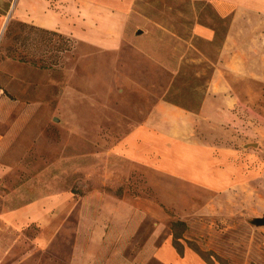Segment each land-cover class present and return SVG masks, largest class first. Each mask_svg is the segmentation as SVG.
Listing matches in <instances>:
<instances>
[{"label":"rangeland","instance_id":"374dc122","mask_svg":"<svg viewBox=\"0 0 264 264\" xmlns=\"http://www.w3.org/2000/svg\"><path fill=\"white\" fill-rule=\"evenodd\" d=\"M125 2L117 50L0 22V264H73L83 221L119 237L136 222L137 247L154 233L210 264H264V13L236 20L227 41L232 16L207 0ZM213 88L223 95L202 110ZM162 100L190 112L185 142L129 148Z\"/></svg>","mask_w":264,"mask_h":264},{"label":"crops","instance_id":"0c3cea01","mask_svg":"<svg viewBox=\"0 0 264 264\" xmlns=\"http://www.w3.org/2000/svg\"><path fill=\"white\" fill-rule=\"evenodd\" d=\"M120 1L121 4L127 3L126 8L111 7L109 4L113 3H108L106 0H0V22L17 18L86 41L102 49L117 50L122 47L129 32L128 8L131 4L125 0ZM207 1L211 2L222 16L229 14L232 16L227 41L232 35L231 31L235 27L236 20L245 17L247 19V16L254 13H264V0ZM196 31L204 36H214L215 33L214 30L201 25L197 26ZM221 56L223 57V47ZM218 85V90L223 91V84ZM213 89L204 97L202 110L209 109L213 97L223 95V92L215 94V88ZM184 109L168 101H158L148 118L131 132L129 148L134 149L138 146L141 150L166 149L165 153H170L174 143L185 142L177 133L187 134L191 130L186 122L191 115ZM141 150L129 151L127 156L138 161L142 156ZM166 162L172 160H162L159 165H165ZM97 203L100 204L101 201ZM40 206L44 208L45 203L38 206L36 202L28 205L27 215L33 216V210ZM14 213L11 217L4 216L11 225L20 217L18 211ZM84 223L83 221L76 227V238L72 249L73 264H79V261L82 262L80 264H146L151 257L165 264H210L192 252L179 253L168 238L167 242L160 241L156 244L154 233L137 247L138 243H132L131 239L132 229L135 230L137 226L136 222H133L126 236L121 237L115 227L105 226L97 231L93 226H83ZM118 239L121 242H117Z\"/></svg>","mask_w":264,"mask_h":264},{"label":"trees","instance_id":"16d2710c","mask_svg":"<svg viewBox=\"0 0 264 264\" xmlns=\"http://www.w3.org/2000/svg\"><path fill=\"white\" fill-rule=\"evenodd\" d=\"M17 25H20V27H22V28H25V27H29L30 28V30H37V31H40V32H42V33H47V34H49V33H51V34H57V35H59L60 37L62 36V38H65V39H68V40H70L71 39V41H73L72 40V38H69V36H65V34H62V33H59L58 31H55V30H50V29H46V28H43V27H40V26H36V25H33V24H28V23H26V22H23V21H12L10 24H9V27H8V29H7V35L8 34H11L13 31H14V28H15V26H17ZM21 37H22V34H19V35H14V38L15 39H21ZM25 47H26V43H24V47H23V49L20 51V52H18V55H17V57H19V59L20 60H23V61H27V60H29L30 58H29V54H28V52H25ZM67 49H69V48H67ZM175 104V103H174ZM176 105H178V104H176Z\"/></svg>","mask_w":264,"mask_h":264},{"label":"water","instance_id":"95a60500","mask_svg":"<svg viewBox=\"0 0 264 264\" xmlns=\"http://www.w3.org/2000/svg\"><path fill=\"white\" fill-rule=\"evenodd\" d=\"M255 222L258 225H264V215L261 216V217L256 218Z\"/></svg>","mask_w":264,"mask_h":264}]
</instances>
